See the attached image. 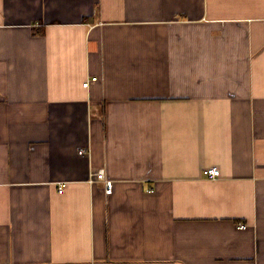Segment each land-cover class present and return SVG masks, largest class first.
<instances>
[{
    "label": "crops",
    "instance_id": "0c3cea01",
    "mask_svg": "<svg viewBox=\"0 0 264 264\" xmlns=\"http://www.w3.org/2000/svg\"><path fill=\"white\" fill-rule=\"evenodd\" d=\"M0 264H264V0H0Z\"/></svg>",
    "mask_w": 264,
    "mask_h": 264
},
{
    "label": "built area",
    "instance_id": "2783aa9c",
    "mask_svg": "<svg viewBox=\"0 0 264 264\" xmlns=\"http://www.w3.org/2000/svg\"><path fill=\"white\" fill-rule=\"evenodd\" d=\"M96 80H97V77L93 76L90 80H87L86 82H84L83 86L84 87H88L89 84H90V81H96ZM79 152L83 153V152H85V150L81 149ZM219 173H220V171L216 167L205 168L203 170V174L206 177H208V178H214V177L218 176ZM96 178L99 179V180H102L104 182L105 192L107 194H110L112 192V190H113V181L106 176V174H105V172L103 170H100L99 172H97ZM64 188H65V183H61L58 186V191L59 192H63ZM246 227L247 226L245 224H241L240 225V228H246Z\"/></svg>",
    "mask_w": 264,
    "mask_h": 264
}]
</instances>
